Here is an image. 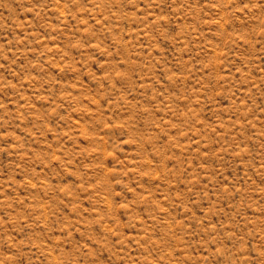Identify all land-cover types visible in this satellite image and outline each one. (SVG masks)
I'll use <instances>...</instances> for the list:
<instances>
[{
  "label": "rangeland",
  "instance_id": "obj_1",
  "mask_svg": "<svg viewBox=\"0 0 264 264\" xmlns=\"http://www.w3.org/2000/svg\"><path fill=\"white\" fill-rule=\"evenodd\" d=\"M0 264H264V0H0Z\"/></svg>",
  "mask_w": 264,
  "mask_h": 264
}]
</instances>
